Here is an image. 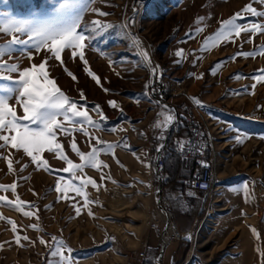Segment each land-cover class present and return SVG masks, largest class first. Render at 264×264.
<instances>
[{
	"label": "rangeland",
	"instance_id": "rangeland-1",
	"mask_svg": "<svg viewBox=\"0 0 264 264\" xmlns=\"http://www.w3.org/2000/svg\"><path fill=\"white\" fill-rule=\"evenodd\" d=\"M62 2L64 0H0V21L37 18L42 21ZM69 2L87 5L82 13V28L91 29L94 20L115 27L89 42L84 49L87 65L79 56L74 60L70 49L62 53L64 66L54 58L49 59L50 77L57 86L73 101L86 104L88 115L98 121L97 127L87 128L89 137L76 131L69 135L58 134L57 141L75 164H80L81 159L70 147L73 137L81 152L88 153L90 144H96L90 137H96L114 145L115 155H98L97 161L107 165L100 171L85 167L83 173H76L81 178L91 177L99 186V191L92 185L87 186L89 199L96 203L84 206L83 197L76 196L68 187V174L37 170L22 150L0 149V185L18 184L15 193L0 191V195L13 201L18 196L22 201L31 202L34 207L26 205L25 210L36 213L30 218L7 205L0 206V216L5 218L0 219V245H3L0 264L55 261L56 258L50 256L55 245L45 247L39 242L41 238L50 241L51 237L62 238L71 247L72 264H142L150 257L154 264H171L172 261L176 264H264V82L254 79L260 75L257 70L264 69V55L230 59L237 51H252L264 44V33L255 36L252 43L243 42L247 41L249 33L234 44L220 43L212 47L215 41H210V50L201 49V42L216 32L219 21L227 20L247 4L251 3L259 11H264V5L256 0ZM93 9L110 15L98 16ZM197 17L205 20L198 23ZM133 20L129 26V21ZM253 21L264 23V18L248 15L238 22ZM196 27L203 31L195 32ZM189 32L194 39L185 35ZM8 39L10 36H0V44ZM178 49L184 50L183 57L176 55ZM143 51L148 53L149 59L143 57ZM45 55L50 54L35 55L34 60L29 61L26 55L16 52L10 62H18L24 68L32 63L38 65ZM220 62H225L222 67ZM65 67L77 81L67 75ZM86 67L100 79V84L86 73ZM153 68H156L155 74ZM237 75L240 78H234ZM104 89L109 91L106 93ZM81 90L86 100L81 99ZM196 97L202 100L197 119L203 140L211 132L214 136L217 158L214 185L209 196L196 193L188 202H177L183 222L187 223L179 227L162 186L164 176L158 177L153 167L161 141L157 111L163 109L166 101L177 100L175 103L189 105L186 99H191L197 104ZM109 100L115 101L118 108L110 107ZM10 103L15 105L16 102L13 99ZM95 105L100 106L106 120L92 111ZM184 109L192 110V107ZM209 113L212 118L208 117ZM17 114L23 116L19 106ZM211 120L220 127L211 125ZM154 124L159 126L154 127ZM65 126L73 127L67 123ZM9 152L13 163L11 174L8 162L2 158L9 156ZM41 158L53 170L67 167L54 153L45 151ZM24 165L27 167L20 171ZM102 175L110 179L101 181ZM61 176L65 179L60 181L58 193L55 187ZM58 195L63 197L59 201ZM246 196H250L248 202ZM193 202L198 204V211H191ZM74 205L80 206L79 215ZM169 219L180 236L170 233ZM7 220L15 222L18 234L27 236L28 240L21 239L17 246ZM31 224L38 225L40 230H33L29 227ZM166 242L160 254L161 245ZM140 251L144 253L141 261L134 257ZM64 254L67 255L66 249Z\"/></svg>",
	"mask_w": 264,
	"mask_h": 264
},
{
	"label": "snow or ice",
	"instance_id": "snow-or-ice-1",
	"mask_svg": "<svg viewBox=\"0 0 264 264\" xmlns=\"http://www.w3.org/2000/svg\"><path fill=\"white\" fill-rule=\"evenodd\" d=\"M256 2L264 5V0H256ZM86 7V4L71 3L69 0H64V2L54 6L52 14L42 21L38 18L33 21H18L14 19L0 21V36H10V39L4 44H0V149L10 147L16 151L22 150L31 159V162L37 166V170L42 168L50 174L53 171H62L68 174V187L75 192L76 196L83 197L85 202L84 206L96 203V201L89 199L85 191L87 186L92 185L96 191H99V186L91 177L84 176L81 178L76 173H83L85 167H92L97 171H100L103 167H107L102 162H98L96 158L101 153L114 156L115 146L101 141L99 138L90 137V140H96V144H90V151L84 153L79 150L73 137L70 147L80 157L81 163L75 164L72 160L68 159L63 151V146L57 141V135H69L72 132L79 131L84 136L89 137L90 134L87 128L89 126L93 128L97 127L98 121L92 120L88 115L86 104L81 105L73 101L57 86L55 80L50 77L48 61L50 58H54L61 66H64L65 62L62 58V53L70 49L71 57L74 60L79 56V59L87 65L84 57V49L88 47L89 42L96 36H102L115 27L110 23L94 20L91 21V29L82 28L81 18ZM133 10L135 11L136 9L134 8ZM93 11L101 17L110 15V13L103 12L99 9H93ZM248 15L264 18V11H259L251 3L245 5L244 8L239 12L233 13L227 20L219 21V27L216 32L205 37L201 42V49L205 51L210 50V41H215L212 47L219 46L220 43L234 44L237 39H241L244 34L249 33L251 35L247 41L243 42L252 43L255 36L264 33V23L259 21L250 23L238 22L246 19ZM204 20V17H197L198 23H202ZM132 23H134V20L129 21V26ZM194 31L200 32L203 31V28L196 27ZM185 35L188 39L195 38L192 32L185 33ZM139 43L137 41V44ZM16 52L26 55L29 61L34 60L35 55L42 53L50 55H45L44 59L38 65L32 63L29 67L21 68L18 62H10L14 59ZM142 55L145 59H149L146 51H143ZM176 55L183 57L184 50L178 49ZM258 55H264V44L254 48L252 51H237L230 59L234 61L238 56L247 59L249 57L255 58ZM6 56L8 57L7 60L4 59ZM196 59L198 60L199 57ZM224 63L220 62L219 66L222 67ZM65 71L73 81H77V77L71 72H68L66 67ZM85 71L97 84H100V79L90 69L86 67ZM257 71L260 75L254 77V79L264 82V69ZM152 72L155 74L156 68H153ZM13 74H15V78H13ZM199 78L201 77H197V79ZM234 78L238 79L240 77L237 75ZM148 87L149 85L146 84L145 88ZM252 87L255 88V85ZM104 91L107 93L109 89H104ZM80 96L82 100H86L82 90ZM13 99L16 102L15 105L10 103ZM197 103L199 102L197 101ZM108 104L114 109L118 108L115 101L109 100ZM17 106L22 109L23 116L17 114ZM92 111H95L101 120L107 119L103 115L99 105H95ZM61 117L63 118L62 120L58 119ZM172 119V117H169L170 122ZM66 123L73 125V127H66ZM158 126L154 124V127ZM238 142H240L239 138ZM177 143L180 145L182 151L186 148L183 142L178 141ZM45 151L54 153L58 159L66 163L67 167L57 170L51 169L48 162L41 158V153ZM10 156L11 152H9V156L2 157L8 162L9 174L13 172V163L9 159ZM202 164L203 166H207L204 162ZM26 167L27 165L22 166L20 171H23ZM64 179L61 176L57 180L55 190L58 193L61 191L60 181ZM105 179H110V177L102 175L101 181ZM17 187L18 184L16 182H13L11 185H0V191L7 192L11 190L15 193ZM33 195H36V193L33 192ZM188 195L191 196L194 193L189 192ZM61 198L63 197L58 195V201ZM249 199L250 196L245 197L246 202ZM3 205H7L17 212H21L26 217L31 218L36 215L33 211L25 210L26 205L29 208L34 207V205L31 202L20 200L18 196L13 201L8 199L7 196L0 195V206ZM74 207L76 214L79 215L80 206L74 205ZM89 215H92L91 211H89ZM36 218L39 219L38 216ZM0 219L5 218L0 216ZM7 223L11 225V231L15 234L14 240L17 246L20 245L21 239L28 240L27 236L21 237L18 234L15 222L7 220ZM29 227L33 230H40L36 224H31ZM252 231L255 235V230L253 229ZM39 242L45 247H49L50 244L55 245L51 248L50 256L56 259L55 261L50 260L49 264H72L71 253L73 250L67 246L62 238L51 237L50 241H45L41 238ZM2 247L3 245H0V248ZM65 249L67 255L64 254Z\"/></svg>",
	"mask_w": 264,
	"mask_h": 264
},
{
	"label": "crops",
	"instance_id": "crops-1",
	"mask_svg": "<svg viewBox=\"0 0 264 264\" xmlns=\"http://www.w3.org/2000/svg\"><path fill=\"white\" fill-rule=\"evenodd\" d=\"M176 101L177 100L171 101V102L168 101L167 103L163 104V109L158 108V111H157L158 112L157 113V122L160 124V127H159L160 136H161L160 139H161V141H166L168 143L170 149H171V152L180 155L181 159H183L185 162H187L188 166H189V162L186 161L182 157L181 147L177 143L178 141H180V142H183L185 144V140H186V137H187V129L184 126H180L178 128H172V126L169 124V121H170L169 117H172V115L174 113V108L184 109V108H188L190 106V107H192V109H195V110L198 111L199 106L201 105L200 103H201L202 100L200 101V99L198 97H196L195 101L199 102V103L196 104L191 99H186V102H188L189 105L185 104V102H182L184 104H182L180 102L179 103H175ZM165 106H167V108H165ZM212 107H214V106H212ZM161 112H163L162 116H160ZM212 113H213V111H212ZM212 113H209L210 114V116H208L209 118H212L211 117V116H213V115H211ZM210 124L211 125H215L214 126L215 128H217V127L219 128L220 127V125L215 120H211ZM160 142H159V144H160ZM214 143H215V141H214V136L212 135V132L210 134H206V136L204 137V144H205L206 153L211 156V168H212V171H214V165L217 162L216 152H215V148H214L215 147ZM159 144L157 145V148H156L155 159H156V157L158 155ZM171 155H172V153L165 156V160H167V163L172 162V161H170L171 160V157H170ZM155 159L153 161H154V170L156 171V169H155ZM189 170H190V166H189ZM189 176H190V173H189L188 177H186V178H178V179H176V181L169 188L166 189L167 199L169 201V204H170V207H171V210H172V214H173L174 219H175V224L177 226H179V227H182V226L186 225L187 223L183 222V220H184L183 217L184 216L180 213L179 205H178L177 202L178 201H180V202H188L197 193V192L193 191L190 188V186H189V183H188L189 182ZM189 192L194 193V195L189 196L188 195ZM197 194H199V193H197ZM197 205H198L197 203L193 202V204L191 205V211H193V212L194 211H198ZM169 222H170V227H169L170 233L173 236H177V237L180 236V233L176 231L171 219H169ZM163 238H165V237H163ZM163 238H162V241H163ZM167 242H168V238H167ZM167 242L164 243V245H166ZM162 244H163V242H162Z\"/></svg>",
	"mask_w": 264,
	"mask_h": 264
},
{
	"label": "built area",
	"instance_id": "built-area-1",
	"mask_svg": "<svg viewBox=\"0 0 264 264\" xmlns=\"http://www.w3.org/2000/svg\"><path fill=\"white\" fill-rule=\"evenodd\" d=\"M161 96H164L163 93ZM197 112L195 109L174 108L173 119L171 122L169 121V124L172 128L184 126L187 129L186 148L181 151V154L190 166L188 183L193 191L203 196H209L213 189L214 177L211 170V156L206 153L202 130L197 125ZM168 154H171L168 143L161 141L155 159V169L158 177H163L165 156ZM202 162L206 163L207 166H203ZM134 257L141 261L144 258V253L142 251L137 252Z\"/></svg>",
	"mask_w": 264,
	"mask_h": 264
},
{
	"label": "trees",
	"instance_id": "trees-1",
	"mask_svg": "<svg viewBox=\"0 0 264 264\" xmlns=\"http://www.w3.org/2000/svg\"><path fill=\"white\" fill-rule=\"evenodd\" d=\"M172 155L171 160L172 162L167 163V160L164 161V168H163V182L162 186L167 189L169 188L178 178H186L188 177L190 170L188 163L181 159L180 155L171 152ZM154 167V161H153ZM184 243V242H182ZM174 259V257H173ZM142 264H154L153 259L147 258L145 259ZM171 264H176V262L172 261Z\"/></svg>",
	"mask_w": 264,
	"mask_h": 264
},
{
	"label": "bare ground",
	"instance_id": "bare-ground-1",
	"mask_svg": "<svg viewBox=\"0 0 264 264\" xmlns=\"http://www.w3.org/2000/svg\"><path fill=\"white\" fill-rule=\"evenodd\" d=\"M197 125H198V127L201 129V126H200V123H199V121H198V119H197ZM211 170H212V168H211ZM212 191V190H211ZM170 223V222H169ZM163 246H165V245H163Z\"/></svg>",
	"mask_w": 264,
	"mask_h": 264
},
{
	"label": "water",
	"instance_id": "water-1",
	"mask_svg": "<svg viewBox=\"0 0 264 264\" xmlns=\"http://www.w3.org/2000/svg\"><path fill=\"white\" fill-rule=\"evenodd\" d=\"M161 247H162V248H160V254L162 253V251H163V247H164V246L161 245Z\"/></svg>",
	"mask_w": 264,
	"mask_h": 264
}]
</instances>
